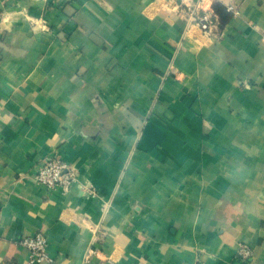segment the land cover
<instances>
[{
  "label": "crops",
  "instance_id": "crops-1",
  "mask_svg": "<svg viewBox=\"0 0 264 264\" xmlns=\"http://www.w3.org/2000/svg\"><path fill=\"white\" fill-rule=\"evenodd\" d=\"M212 9L209 40L167 0H0V264L37 231L39 264H264V0Z\"/></svg>",
  "mask_w": 264,
  "mask_h": 264
},
{
  "label": "built area",
  "instance_id": "built-area-1",
  "mask_svg": "<svg viewBox=\"0 0 264 264\" xmlns=\"http://www.w3.org/2000/svg\"><path fill=\"white\" fill-rule=\"evenodd\" d=\"M167 1L175 13L185 22V33L195 28L203 37L209 40L218 38L217 18L212 9V5L216 0ZM227 10L234 12L231 6H227ZM33 181L50 191H57L61 194L70 192L73 185L80 183L76 170L69 167L56 155H51L41 161L34 172ZM87 194L94 195L91 189L87 190ZM17 243L28 251V259L25 264L55 262L47 252V238L41 231H37L32 236L21 237ZM94 253V251H88L84 257V262L88 263ZM236 256L239 260L247 262L252 257V249L246 244H239L236 248Z\"/></svg>",
  "mask_w": 264,
  "mask_h": 264
}]
</instances>
